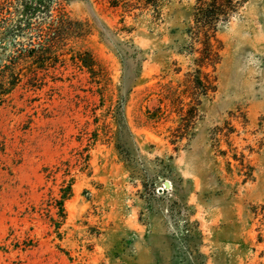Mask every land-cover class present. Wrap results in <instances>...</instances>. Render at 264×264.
I'll return each mask as SVG.
<instances>
[{
  "label": "rangeland",
  "instance_id": "1",
  "mask_svg": "<svg viewBox=\"0 0 264 264\" xmlns=\"http://www.w3.org/2000/svg\"><path fill=\"white\" fill-rule=\"evenodd\" d=\"M196 7L0 0V65L55 41L0 102V264H264V0L203 67Z\"/></svg>",
  "mask_w": 264,
  "mask_h": 264
},
{
  "label": "trees",
  "instance_id": "2",
  "mask_svg": "<svg viewBox=\"0 0 264 264\" xmlns=\"http://www.w3.org/2000/svg\"><path fill=\"white\" fill-rule=\"evenodd\" d=\"M248 0H197V7L194 13V25L192 31V37L194 42L198 43L200 47L197 52L199 55L195 61L199 67L215 65L220 61L219 50L220 48L216 44L221 45V41L217 37L218 24L227 20L233 13L241 8ZM41 2L27 1L23 4L22 10L28 19L36 14L38 5ZM51 25L49 29H54L53 32L62 28L65 23V14L59 10L58 15L49 14ZM55 25H57L55 27ZM31 27V26H30ZM55 41L50 39L46 45L34 46L28 49L21 48L20 54L22 57H36L37 59H44L43 55H46L52 47L55 45ZM33 46V45H32ZM49 49V50H48ZM20 56L11 59L8 64L0 65V102L3 101V97L17 83V79L21 72L18 71L20 63ZM204 94H207L205 92ZM260 211V212H259ZM255 215L262 216V222L264 224V202L255 207ZM258 241L263 242V233L258 234Z\"/></svg>",
  "mask_w": 264,
  "mask_h": 264
}]
</instances>
